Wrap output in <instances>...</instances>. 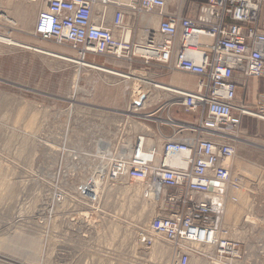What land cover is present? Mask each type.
Here are the masks:
<instances>
[{
    "label": "rangeland",
    "instance_id": "1",
    "mask_svg": "<svg viewBox=\"0 0 264 264\" xmlns=\"http://www.w3.org/2000/svg\"><path fill=\"white\" fill-rule=\"evenodd\" d=\"M15 1L24 10L39 3L37 17L26 27L20 19L17 25L0 19V33L77 58L70 46L35 35L38 13L47 0ZM183 1L182 13L189 15L207 0ZM113 11L109 8V16ZM0 13L16 17V10L6 4L0 5ZM90 59L169 85L172 74L180 72L137 60L130 65L100 56ZM165 94L133 79L80 69L59 56L0 43V264H41L40 259L42 264H168L166 242L158 240L148 249L136 242V232L147 226L154 210L138 196L137 186L125 183L119 190L107 185L96 204L77 191L105 165V143L119 147L116 136L124 119L161 108L154 115L159 120L171 115L198 121L200 112L188 114L179 107L169 111L173 96ZM143 102L147 104L139 111L130 110ZM175 109L193 119L179 117ZM248 117L253 113L236 130L233 160L234 181L243 180L244 193L229 206L226 225L231 238L240 242L237 264H264V128H249ZM154 120L139 121L155 131ZM164 128L171 133V127ZM229 132L235 139L233 130Z\"/></svg>",
    "mask_w": 264,
    "mask_h": 264
},
{
    "label": "built area",
    "instance_id": "2",
    "mask_svg": "<svg viewBox=\"0 0 264 264\" xmlns=\"http://www.w3.org/2000/svg\"><path fill=\"white\" fill-rule=\"evenodd\" d=\"M169 1L132 0L122 4L111 0H47L39 12L35 35L70 46L83 62L97 56L130 65L137 60L197 78L192 91L173 89L167 107L169 111L179 107L188 114L200 112L197 122L171 115L159 120L154 115L161 108L147 115L136 113L134 120L124 119L116 139L119 146L126 144L130 154L125 162L108 156L105 165L96 168V175L106 186L119 190L126 184L136 187L157 178L161 181V198L155 199L147 190L152 185L144 187L145 199L157 200V204L147 226L136 232V242L143 249L151 248L154 237H158L172 247L171 264H192L193 256H206V248H214L215 259L236 260L242 250L240 242L228 237V229L222 228V196L230 183L239 187V181L232 180V160L237 151L229 142V131L252 115L238 98L239 85L264 76V0H207L193 7L189 15L182 13L183 0H177L173 9ZM98 3L104 5L100 14L96 12ZM112 7L113 15L109 16ZM129 13L132 33L129 39H122L120 33H125ZM143 14L159 18L157 29L143 25ZM116 31L119 38L114 36ZM200 35L211 42H199ZM142 108L140 104L134 107L136 111ZM142 119H156L155 131L141 123ZM133 122L139 123V129ZM163 126L171 127V133L164 132ZM145 133L152 135L145 137ZM149 139L163 141L162 149L156 144L148 147ZM145 153L159 164L145 161ZM169 157L184 166L172 165L167 162ZM78 192L83 194L80 187ZM91 203L96 204V199Z\"/></svg>",
    "mask_w": 264,
    "mask_h": 264
},
{
    "label": "bare ground",
    "instance_id": "3",
    "mask_svg": "<svg viewBox=\"0 0 264 264\" xmlns=\"http://www.w3.org/2000/svg\"><path fill=\"white\" fill-rule=\"evenodd\" d=\"M29 1H31V2L35 1L36 2L37 0H29ZM111 1L112 2H117V3H122V4H128V3L132 2V0H126V1H124V0H122V1H120V0H111ZM175 1L177 2V0H175ZM5 4H6V7H8V9L16 10L15 15H16L17 18L15 17V19H16L15 20L9 14L0 13V19L3 20V21H6L8 23H12L13 25L14 24L17 25V21H19L17 19H20L22 21V25L24 27H26L28 25V20H31V19L35 20V18L37 17V10H38V7H39V3H37L35 5H32L27 10L17 9L16 8L17 5H16V1L15 0H1L0 1V5L1 6L5 5ZM96 8H97V10H96L97 14H100L102 9L104 8V5L102 3L101 4L98 3ZM112 15H113V12H112L111 16ZM131 17H132L131 13L127 14V22H126V26L127 27H126L125 33H120L122 39H129V37L131 36L132 30L130 29V26H129ZM141 21H142L143 25H147L148 27H150L152 29H157V27L159 25V18L157 16H149V15H144L143 14L142 17H141ZM120 34H119V32L116 31L114 33L115 38H119ZM143 34L144 33H142V35ZM197 39H198L199 42L204 43V44H209L211 42L210 38L204 37L203 35L198 36ZM194 42H196V39L194 40ZM0 43L11 45V46L27 47V48H31V49H34V50L39 51V52L46 53L48 55L51 54V55H54V56H59V57L63 58L66 61L75 63L77 65V67L80 68V69L85 68V69H90V70H94V71H98V72L104 73V74H106L108 76H114V77L117 76V77H121V78H125V79H133L135 82H138L139 84H142V85L144 84L145 86H151V87L155 88L157 91L166 93L168 95H171V92H173V89L178 87V86L173 85V84L169 85V84L157 82V81H155L153 79H149V78L144 77V75L143 76H138L136 74V72L126 73V72H124L122 70H119L117 68L109 67L106 64L104 65V64H101V63H97V62H100V61H97V60H96L97 62H93V61L83 62L82 60L77 59V58H70V57H67V56H63V55L58 54L57 52H55L53 50H49V49H46V48H43V47H40V46H35V45H31V44H27L25 42L19 41V40L13 38L12 36L4 34V33H0ZM79 71H81V70H79ZM136 77H137V79H136ZM146 104H147V102H145V103L143 102V104H141V105L145 106ZM136 105H139V103L136 104ZM134 107L136 108L137 106L134 105ZM134 107L131 106V109H130V110H133V113L136 110V109H134ZM252 113L256 117H260L262 115L261 113H257V112H252ZM263 115H264V113H263ZM131 116H133V115H131ZM133 125H134L135 129H139V127H140L139 123H136V122H133ZM143 129H145V128H143ZM232 130H233V134H234L233 136H234L235 139H233V137H232L231 138L232 140H229V142L234 146V148H235L234 150L237 151V146H236V142L237 141L236 140L238 139V136H237L238 132L236 130H238V129L236 127H234ZM143 135L145 137H147L148 135H149V137H151L152 134L145 133ZM117 136H120V133H117ZM110 144L111 143H108V144L105 143V150H104L105 153L103 152V154H106L107 155L106 157L112 155L114 159L122 158V162H125L127 160V156L130 154V151L128 153H126V151H127L126 145L124 144L123 146H121V147L119 146L118 148H110ZM154 144H156V146L161 150L164 142L160 141V140L156 141L155 139H149L148 140V147L150 145H154ZM142 157H143V159L145 161H152L153 160L154 161V166H157L159 164V162L156 161V159L150 154L145 153V155H143ZM236 157H237V154H236V156H234L233 160L236 159ZM174 159H175L174 157H169L167 159V162H171V164L174 165V166L175 165L184 166L182 163H179V162L175 161ZM109 162H110V160H109ZM232 171H233V174H232V180H233L234 179L233 176H235V166H234V164L232 166ZM151 185L153 187H150L147 190H150L152 192V195H153V197L155 199H158L159 197L161 198V193H162L163 190L160 189L159 187H162V183H161V181L158 178L156 180H154L152 183L145 184V186H143L141 184L140 186H137L136 189L137 188L139 189V192L137 193L138 196L141 199H143V201H145L146 203L150 204L154 208L155 207L154 205L157 204V200H150V199L146 200L145 199L146 196H145L144 187L151 186ZM238 185H239L238 188H234L233 184L230 183L229 189H226V192L222 196V198H224V204H225V211H224V216H223L222 228H223V230H225V228L228 229V232H229L228 233V237H232V234H233L231 228L228 225H226V223H227L226 219H227V216L229 214V210H228L229 206L231 204H237L239 202L238 197H241L242 194L244 193V191H243L244 190L243 189L244 188L243 187V180H241L238 183ZM79 187L82 189V193H83L81 196H83V198L86 201L91 202V199H96V201L98 202L99 200H101V198L103 196L102 194H104V192H105L106 183L102 179H99L97 177H93L92 179H88L87 181L82 182V184L77 187V191L79 190ZM180 194H181V192H180ZM217 234H218V231H217ZM158 240H162V241L166 242L165 240H163L161 238L154 237V242L155 243H154V245L151 248H153L157 244ZM166 243L168 245V252L167 253H168L169 257H170L168 264H171V262H172V247H171V245L168 242H166ZM191 246L193 248H198V249L200 248L198 246V244H192ZM5 247H6V245H5ZM206 252H207L206 256H203L202 258H197V256H193L192 255L193 256L192 264H204L206 262H210L212 264H218V263H221V264H227V263L228 264H232V263H235V264H237L238 263V261H237L238 259L233 260L232 258H230V259L226 260V259H224L221 256H220L221 259L220 258H216L215 259L213 257V255L215 254L214 248H206ZM26 258H27V256H26ZM241 258H242V256L239 259H241ZM28 260L29 261H31V260L35 261V259H33L31 256H30V258H28ZM43 261H44L43 259H40L41 264H42Z\"/></svg>",
    "mask_w": 264,
    "mask_h": 264
},
{
    "label": "crops",
    "instance_id": "4",
    "mask_svg": "<svg viewBox=\"0 0 264 264\" xmlns=\"http://www.w3.org/2000/svg\"><path fill=\"white\" fill-rule=\"evenodd\" d=\"M175 2V0L169 1V3L171 4H174ZM183 4L184 1H181V7L183 6ZM196 80L197 78L195 76H189L180 72L172 74L171 76V84L189 90L195 89ZM238 98L243 104H245L250 109L255 110L257 112H260L261 110L264 111V76L258 78H249L243 84H240L238 88ZM174 112L179 117H182L184 119H193V116L184 114L179 110L175 109ZM256 119H261L264 122V115L262 114L260 117H248L245 122L247 123L249 128H255L257 126L258 128L263 129L264 124H260L261 122L258 124V121ZM164 132L169 133L170 130L167 129L165 131L164 128Z\"/></svg>",
    "mask_w": 264,
    "mask_h": 264
}]
</instances>
